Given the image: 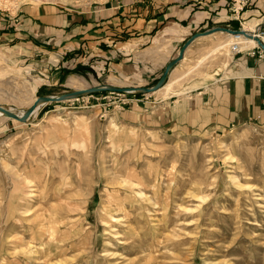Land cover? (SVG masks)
I'll use <instances>...</instances> for the list:
<instances>
[{"label": "rangeland", "instance_id": "374dc122", "mask_svg": "<svg viewBox=\"0 0 264 264\" xmlns=\"http://www.w3.org/2000/svg\"><path fill=\"white\" fill-rule=\"evenodd\" d=\"M119 1L0 0V31L7 26L2 20L19 27L18 16L29 6L99 13ZM158 1L157 9L188 0ZM243 9L228 26L243 31L249 25L264 36V17L248 11L240 17ZM159 20L157 44H174L168 61L198 31L228 27L214 21L180 35V23ZM227 34H198L174 64L180 74L188 73L167 91L95 90L49 100L28 121L0 117V264H264V125L172 127L154 102L146 111L124 105L134 94L176 99L228 75L242 51L227 46L197 64ZM2 42L1 105L22 114L44 98L38 96L92 85L87 68L71 66L73 54L57 63L64 61L55 80V58L32 53L26 60L21 52L28 48ZM165 64L145 86L157 82ZM74 71L82 72V81L71 76ZM184 117L180 112V122Z\"/></svg>", "mask_w": 264, "mask_h": 264}, {"label": "crops", "instance_id": "0c3cea01", "mask_svg": "<svg viewBox=\"0 0 264 264\" xmlns=\"http://www.w3.org/2000/svg\"><path fill=\"white\" fill-rule=\"evenodd\" d=\"M129 1L127 4L125 0H120L110 6L105 5L106 11L102 12L99 8V13L95 9L86 12L82 9L65 10L48 3L29 6L18 16L19 27L12 26L10 19L2 20L7 26L6 30L0 31V41L5 45L28 48L21 52L26 60L32 53L55 58L56 61L51 62L55 67H50L55 80L63 74V69L58 68L64 61L57 65L65 57L63 55L77 56L70 58L74 61L71 66L87 68L92 85H78L74 90L93 87L101 84V80L111 86L133 85L140 90L130 92H142L146 84L159 77L160 68L173 56L172 42L159 46L154 39L161 17L166 23H180V35L195 28H207L214 21H224L227 26H233L232 23L238 21L237 14L226 0H210L198 6L192 0L179 1L159 9L156 8L160 5L158 0ZM246 11L249 16L252 15L250 17H264V0H251L239 16ZM239 51L242 52L236 57L234 55L228 75L197 84L176 94V99H172L171 95L175 94H171L168 99L158 96L157 100L150 101L146 99L147 93L143 97L134 94L127 98L128 104L124 105L131 108L139 106L146 111L149 103L154 102L163 114L161 117L168 115L164 121L161 120L172 127L182 124L189 129L200 126L225 129L248 122L264 125V57H259L257 49ZM74 72L71 76L82 81V72ZM73 79L77 82L76 78ZM129 80L138 82L131 85L125 83ZM180 112L185 113L184 123L178 119Z\"/></svg>", "mask_w": 264, "mask_h": 264}, {"label": "bare ground", "instance_id": "6f19581e", "mask_svg": "<svg viewBox=\"0 0 264 264\" xmlns=\"http://www.w3.org/2000/svg\"><path fill=\"white\" fill-rule=\"evenodd\" d=\"M218 32H226V31L213 30L210 33L201 34V35H203L202 37H205V36H210L212 34H218ZM229 33L227 34L226 39H225V41L223 43H220L219 45L213 47L212 48L213 50L210 53L206 54L204 58L200 59L197 64H200L203 61H205L208 57L211 56V54L214 51H217V50H220V49H224V48L227 49V46H229V48H231V49L244 50L248 46L257 45V40L255 39V37H258L259 39H261L260 41L262 43H264V36L260 35V34H257L255 32V28H253V27H251L249 25L245 26L243 31L241 30L240 32H236V33L229 32ZM184 58H185V55L180 60H183ZM175 65H177V64H175ZM175 65H173L169 69V73H168L167 78H166L167 80L165 79L167 82L164 80L166 83L163 81V85L162 86H160L159 88L153 90L154 93H161V92L167 91V89L171 88V86H173L175 83H177L179 81V79H181L183 76H185L188 73V71H187L185 73H181L180 74L179 72H177V69H174ZM172 68H173V70L171 71ZM47 101L48 100L46 98L35 99V101H34L35 105L33 106L34 108L29 113V115L25 118L24 121H28L30 118L35 116L37 111L40 108V105L45 104V102H47ZM2 108H4V109L0 108V117L1 118H3V117L9 118L10 116H9L8 112H11V113L14 112V113H17V114L20 115V113H18L13 107H8V106L2 105Z\"/></svg>", "mask_w": 264, "mask_h": 264}, {"label": "water", "instance_id": "95a60500", "mask_svg": "<svg viewBox=\"0 0 264 264\" xmlns=\"http://www.w3.org/2000/svg\"><path fill=\"white\" fill-rule=\"evenodd\" d=\"M213 30H223V31H226L228 33L229 32L236 33V32L241 31V29H234V28H231L229 26L228 27H226V26H212V28H208L204 31H198L197 33H195V36L188 38L184 43H182L181 47L179 48V50L177 52L178 53L177 56L172 58L170 61H168L165 64V66L163 68L162 75L157 80V82L154 85L144 87L143 90L146 91V90H154V89L159 88L162 85L163 81L167 78V75L169 73V69L184 56L183 52H184L185 48L195 39V37L198 34H207V33L212 32ZM255 39L257 40V43L261 46V48L264 49V43H262L258 37H255ZM104 89L115 90V91H119V92H129L131 90H137V91L140 90L139 87H135V86H115V85L111 86V85H106V84H98V85H95L93 87L79 88V90H72L71 94H62V95H57V96L45 95V96H38V97H44L48 101L49 100L59 101V100H62V98H64V97H69L72 95H79V93H84V92L89 93L90 91L104 90ZM34 105H35V102H32L28 106L29 108L24 113H22L20 115L17 113H14V112H12V113L8 112V111L7 112L11 118L13 117L15 119L24 121L25 118L29 115V113L34 108L33 107ZM0 108L4 109V108H2L1 104H0Z\"/></svg>", "mask_w": 264, "mask_h": 264}, {"label": "built area", "instance_id": "2783aa9c", "mask_svg": "<svg viewBox=\"0 0 264 264\" xmlns=\"http://www.w3.org/2000/svg\"><path fill=\"white\" fill-rule=\"evenodd\" d=\"M210 0H192V2H194L195 3V5H201V4H206L207 2H209ZM235 2H234V6L232 7V11H234L235 12V14H237L238 15V12L240 11V10H242L243 9V7L247 4V3H249L251 0H234ZM237 15H236V17H237ZM260 51V53H259V56L260 57H264V49H260L259 50ZM119 92V91H118ZM122 94H124V93H122Z\"/></svg>", "mask_w": 264, "mask_h": 264}]
</instances>
